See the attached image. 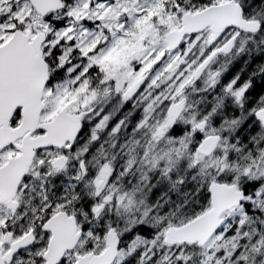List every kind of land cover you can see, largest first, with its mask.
<instances>
[{
	"label": "snow or ice",
	"instance_id": "obj_1",
	"mask_svg": "<svg viewBox=\"0 0 264 264\" xmlns=\"http://www.w3.org/2000/svg\"><path fill=\"white\" fill-rule=\"evenodd\" d=\"M0 264H264V0H0Z\"/></svg>",
	"mask_w": 264,
	"mask_h": 264
},
{
	"label": "flooded vegetation",
	"instance_id": "obj_2",
	"mask_svg": "<svg viewBox=\"0 0 264 264\" xmlns=\"http://www.w3.org/2000/svg\"><path fill=\"white\" fill-rule=\"evenodd\" d=\"M245 60H250V57H249V54L248 53H241L239 54L236 59H234L231 64L229 65V68H231L233 65H236V70H238L239 66H242L243 65V62ZM257 84H259V81H257ZM131 123H129V126L128 128L125 130L124 133H122V139L124 140V142L127 144L128 143V135L127 133L129 131H131ZM87 138H84L81 140V144H84L85 141H86ZM138 139V137H137ZM121 142L120 139H117L115 141L116 144H119ZM111 145V142L109 143H105L104 145V148H105V152L107 154V158L109 161H111V163L116 166V167H119L126 159H127V153H126V150H121L119 148L113 150L112 147L110 146ZM97 147H99V145H97ZM95 162V161H94ZM62 182V179H57L55 181V183L59 184Z\"/></svg>",
	"mask_w": 264,
	"mask_h": 264
},
{
	"label": "rangeland",
	"instance_id": "obj_3",
	"mask_svg": "<svg viewBox=\"0 0 264 264\" xmlns=\"http://www.w3.org/2000/svg\"><path fill=\"white\" fill-rule=\"evenodd\" d=\"M134 50L133 45H125L124 47L120 48L118 51L114 52L106 61V64L111 66L112 68L119 67L123 64L125 59L130 55V53ZM188 102L191 103L193 106H195L196 101L199 99L197 97V94L194 92H188ZM93 163H95L93 161ZM135 173L139 174V177L142 175L141 171H136ZM124 183H127V181H123ZM136 183H139V186L143 189L144 187L142 186L143 181H140L139 178ZM119 184V182H118ZM118 186V185H117Z\"/></svg>",
	"mask_w": 264,
	"mask_h": 264
},
{
	"label": "trees",
	"instance_id": "obj_4",
	"mask_svg": "<svg viewBox=\"0 0 264 264\" xmlns=\"http://www.w3.org/2000/svg\"><path fill=\"white\" fill-rule=\"evenodd\" d=\"M141 174H143V171H141ZM138 178H139V174L134 175V176L132 177V182H133V183H136L137 180H138ZM125 182H126V181H125ZM142 186L144 187V183L142 184ZM150 195H151V194H150ZM171 198H172V199H175L174 194H173V196H172Z\"/></svg>",
	"mask_w": 264,
	"mask_h": 264
}]
</instances>
